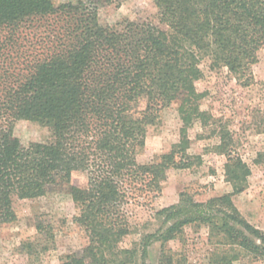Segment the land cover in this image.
I'll use <instances>...</instances> for the list:
<instances>
[{"label": "trees", "instance_id": "1", "mask_svg": "<svg viewBox=\"0 0 264 264\" xmlns=\"http://www.w3.org/2000/svg\"><path fill=\"white\" fill-rule=\"evenodd\" d=\"M152 1L156 23L108 25L97 0H0V230L16 219L15 199L68 187L85 243L59 264H146L156 242L157 264H190L168 245L184 239L187 224L206 227L208 264L264 261V231L232 200L246 187L249 167L230 157L231 193L200 202L180 193L155 212L162 227L130 248L119 245L130 229L127 206L159 197L177 165L174 149L152 164L137 161L147 128L177 103L185 139L187 126L205 118L196 85L201 62L249 85L264 48V0ZM17 120L42 124L48 139L23 144L13 133ZM52 230L36 217L37 235L51 238Z\"/></svg>", "mask_w": 264, "mask_h": 264}, {"label": "rangeland", "instance_id": "2", "mask_svg": "<svg viewBox=\"0 0 264 264\" xmlns=\"http://www.w3.org/2000/svg\"><path fill=\"white\" fill-rule=\"evenodd\" d=\"M76 1L53 3L58 6ZM97 1L102 24L114 25L124 19L157 22L152 0ZM201 68L203 77L196 85L204 92L200 109L205 118L187 126L183 139L177 103H171L147 128L137 161L152 164L174 149L177 165L169 169L159 197L146 205L127 206L130 229L119 243L123 248H130L142 234L162 227L163 219L155 212L177 203L180 193L199 202L231 193L232 186L225 177L229 157L239 158L249 167L246 187L232 195L233 203L247 222L264 231V48L257 53L252 67L254 81L249 85H241L224 68L210 70L206 61L201 62ZM13 133L23 144L44 142L49 137L45 126L27 120L15 121ZM74 180L79 182L82 176H75ZM13 207L15 221L0 230V264H59L64 255L84 245V233L72 220L78 211L68 187L35 198L15 199ZM39 215L52 223L51 238L37 235L35 220ZM182 229L184 239L170 241L169 247L184 254L190 264H208L213 246L207 240L206 227L187 224ZM158 254L156 242L149 247L145 263L157 264ZM234 264L264 261L241 259Z\"/></svg>", "mask_w": 264, "mask_h": 264}]
</instances>
